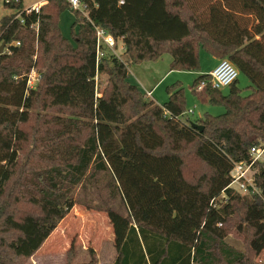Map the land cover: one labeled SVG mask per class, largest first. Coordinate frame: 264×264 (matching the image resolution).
<instances>
[{
    "label": "trees",
    "instance_id": "obj_1",
    "mask_svg": "<svg viewBox=\"0 0 264 264\" xmlns=\"http://www.w3.org/2000/svg\"><path fill=\"white\" fill-rule=\"evenodd\" d=\"M79 1L81 9L46 0L27 14L23 0H2L15 12L0 19V264L31 258L75 206L78 189L106 193L96 207L113 228L112 264H256L264 166L255 174L260 194L236 191L229 173L264 143V0ZM64 11L74 15L70 38L58 26ZM95 26L122 40L124 60L96 58ZM201 49L250 82L245 96L236 82L228 93L206 83L222 114L182 120L179 81L166 87L162 105L128 81L130 65L165 53L170 70L196 71ZM208 79L197 76L193 92ZM230 233L242 250L225 241Z\"/></svg>",
    "mask_w": 264,
    "mask_h": 264
},
{
    "label": "rangeland",
    "instance_id": "obj_2",
    "mask_svg": "<svg viewBox=\"0 0 264 264\" xmlns=\"http://www.w3.org/2000/svg\"><path fill=\"white\" fill-rule=\"evenodd\" d=\"M34 1L37 0H23L22 5L27 7ZM193 1L199 5L205 2V0ZM13 12L15 10L5 7L2 0H0V19L4 15ZM73 17L72 12L64 11L58 19L60 32L68 38H70ZM2 51H4V47ZM103 51L122 60L125 59L123 43L120 39L116 40V47L113 50L103 48ZM221 59L228 60L225 57ZM216 60L217 58L201 49L199 51L198 70H170L171 56L165 53L157 61H144L139 65H130L128 67V71H130L128 72V81L140 88L143 93L146 92H144L141 83H143L144 89L147 90L154 87L151 96L158 105H162L168 99L166 87L179 81L184 88L185 98V110L180 119L193 121L201 118L205 113L219 115L224 112L223 106L211 104L204 88L194 92L192 90L193 80L202 73H210V70L216 66ZM31 77V86L34 87L38 78L36 70L31 73ZM105 85L106 78L104 75H100L97 78V91L102 92ZM249 85L248 78L238 72L236 86L240 89L241 95L245 96L250 93ZM221 91L228 93L229 87H224ZM145 99L150 100L146 96ZM260 144L264 145L263 142L258 145ZM74 197L77 201L75 206L58 223L37 252L23 264H112L116 256L113 228L106 213L96 207L102 204V199H106V193L102 192L98 196L92 191L86 193L78 189L75 191ZM107 203L125 214L118 200L115 202L107 200ZM117 221L121 223L120 218H117ZM127 226L128 224L125 223L119 231L118 237L120 240L124 236ZM225 241L239 250L244 247L243 241L233 233L228 234ZM254 262L264 264V251L256 256Z\"/></svg>",
    "mask_w": 264,
    "mask_h": 264
},
{
    "label": "built area",
    "instance_id": "obj_3",
    "mask_svg": "<svg viewBox=\"0 0 264 264\" xmlns=\"http://www.w3.org/2000/svg\"><path fill=\"white\" fill-rule=\"evenodd\" d=\"M46 0L34 1L31 5L24 7L23 11L25 13L35 12L37 13L43 3ZM71 8L81 9V4L79 0H67ZM119 4H123L120 0ZM96 32V58L103 56L105 51L103 48L114 49L116 47V40L111 34L106 32L104 29L95 26ZM33 71H31L32 73ZM31 73L28 75V85L31 86L32 77ZM238 70L237 68L228 60L220 59L219 63L210 71L209 79L207 81L203 80L195 88V90L203 89L208 82L211 87L215 89H222L224 87L230 86L237 79ZM97 83V78H96ZM151 92H146L145 96H150ZM98 95V92H97ZM250 160L248 162L235 163L229 173L230 184L236 191L241 194H260L259 189L255 183V174L258 169L264 166V145H255L250 148ZM264 205V200H263Z\"/></svg>",
    "mask_w": 264,
    "mask_h": 264
},
{
    "label": "crops",
    "instance_id": "obj_4",
    "mask_svg": "<svg viewBox=\"0 0 264 264\" xmlns=\"http://www.w3.org/2000/svg\"><path fill=\"white\" fill-rule=\"evenodd\" d=\"M219 61H220V59H219V58H217V60H216V63H215V64L217 65V64L219 63ZM132 65H133V64H132ZM138 65H139V64H138ZM213 68H214V67H213ZM213 68H212V69H213ZM212 69H211V70H212ZM211 70H210V71H211ZM128 72H130V71H128ZM202 74H209V73H202ZM143 79H144V78H143ZM235 82H237V79H236V81H235ZM141 86H142V88H143L144 92H151V94H150V96H148V98H149L150 100H152V101H155V100L152 98V96H151V95H152V93H153L152 91H153V88H154V87H152L151 89L147 90V89H144V87H143V83H141ZM139 89H140V88H139ZM146 97H147V96H146ZM155 103H156V102H155Z\"/></svg>",
    "mask_w": 264,
    "mask_h": 264
},
{
    "label": "water",
    "instance_id": "obj_5",
    "mask_svg": "<svg viewBox=\"0 0 264 264\" xmlns=\"http://www.w3.org/2000/svg\"><path fill=\"white\" fill-rule=\"evenodd\" d=\"M4 44L5 43L2 42L1 45H0V53H1L2 49H3V47H4ZM191 125L194 126V127H196V128H198L199 130H202V126H200V125H197V124H195L193 122L191 123Z\"/></svg>",
    "mask_w": 264,
    "mask_h": 264
}]
</instances>
